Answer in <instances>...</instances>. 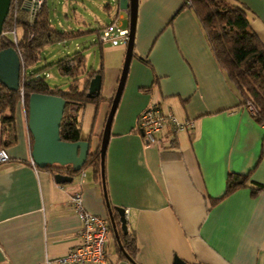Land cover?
I'll return each mask as SVG.
<instances>
[{
	"label": "crops",
	"instance_id": "crops-1",
	"mask_svg": "<svg viewBox=\"0 0 264 264\" xmlns=\"http://www.w3.org/2000/svg\"><path fill=\"white\" fill-rule=\"evenodd\" d=\"M235 1L248 8L264 41V0ZM239 103L191 7L184 0H139L134 56L105 161L108 200L116 224L115 206L126 208L136 262L118 252L102 177L92 167L72 183H57L48 169L32 165L23 111L18 141L7 147L11 160L0 165V264H59L80 243L81 220L71 205L76 189L89 212L110 221V264H176L177 257L189 264H264V124ZM153 104L194 120V129L175 133L169 125L157 144H145L137 123ZM81 137L90 152L98 148ZM253 169L252 179L263 185L258 197L244 187L212 203L225 193L229 172Z\"/></svg>",
	"mask_w": 264,
	"mask_h": 264
},
{
	"label": "trees",
	"instance_id": "trees-1",
	"mask_svg": "<svg viewBox=\"0 0 264 264\" xmlns=\"http://www.w3.org/2000/svg\"><path fill=\"white\" fill-rule=\"evenodd\" d=\"M26 1L19 0V6L16 9L14 0H12L9 15L4 23L3 34L0 35V50L9 47L16 48L23 62L22 84L19 90H11L0 83V122L2 126L0 148H7L17 143L18 117L23 113L21 100L24 98L26 118L28 119L30 95L35 92L58 95L66 100L65 114L60 128L61 139L69 142L78 141L82 138L81 128L79 119L71 113L72 105H77L74 107L76 110L88 102L99 103L103 99L101 93L94 97L88 96L91 79L97 74H102V69L89 72L84 88L79 90L77 81L79 76L86 71L87 56L84 52L77 51L56 62L62 74L69 75L75 80L69 90L64 91L51 87L46 78L40 77L39 73L29 76L27 66L39 59L40 52L45 45L81 36L87 32H67L55 29L50 19L46 0L41 11L31 22V14L25 5ZM189 1L191 5L188 4ZM185 6L191 7L206 34L219 66L227 73L229 81L234 85L240 99L239 107H244L248 102H252L256 111L251 115L259 124H264V41L251 27L248 8L235 0H184ZM109 8L108 5L107 9ZM15 27L17 44L10 34V31ZM19 29L21 30L20 35ZM94 31L99 33L98 29ZM30 34L33 35L32 38H30ZM22 88L24 96L21 93ZM112 101L113 99H111V104ZM33 143L34 138L31 134L32 146ZM100 162V146H98L95 151L89 153L83 169L92 167L97 178L100 179ZM45 168L54 176L59 172H67L69 175L76 174L70 165L64 167L48 165ZM253 172L254 169L247 174L229 172L225 193L220 198L213 199L212 203L215 204L244 187L251 189L252 197H258L263 185L252 179ZM120 225V221L117 220L123 248L135 261L139 250L136 234L134 232L125 233ZM118 252L122 257L126 256L119 245Z\"/></svg>",
	"mask_w": 264,
	"mask_h": 264
},
{
	"label": "rangeland",
	"instance_id": "rangeland-1",
	"mask_svg": "<svg viewBox=\"0 0 264 264\" xmlns=\"http://www.w3.org/2000/svg\"><path fill=\"white\" fill-rule=\"evenodd\" d=\"M50 19L55 29L72 32L91 29V21L96 29L98 25L111 22L120 12V0H46ZM110 6L107 9V6ZM21 30L19 29V35ZM127 46L105 44L102 46L98 34L93 30L88 33L61 41L48 43L40 52V57L33 64L27 66V74L31 76L39 73L45 77L49 85L60 90H69L75 82L74 78L64 75L58 69L56 62L73 55L77 51L87 56L86 71L78 78L77 85L82 90L86 84L87 74L102 69L103 99L99 103L88 102L74 109L71 113L79 119L81 135L94 141V145H101L106 120L111 108L122 73ZM23 111L24 103L21 100ZM77 174V173H76Z\"/></svg>",
	"mask_w": 264,
	"mask_h": 264
},
{
	"label": "water",
	"instance_id": "water-1",
	"mask_svg": "<svg viewBox=\"0 0 264 264\" xmlns=\"http://www.w3.org/2000/svg\"><path fill=\"white\" fill-rule=\"evenodd\" d=\"M12 0H0V35L3 34L4 23L9 15ZM130 7V40L127 45L126 56L122 68L116 94L113 98L111 108L106 120L102 141L100 145L101 158V177L104 188V195L109 206V217L112 222L113 231L115 233L118 245L127 256L123 248L119 228L115 222L113 211L110 206L106 188L105 179V161L106 154L111 138V129L113 120L120 103L131 61L134 56V44L136 38L137 19L139 10V0H129ZM23 71L22 60L18 50L14 47L0 50V83L11 90H19L21 86V76ZM102 90V75H95L89 85L88 96L94 97L99 95ZM66 100L58 95L32 93L29 99V117L28 128L34 138L32 146V158L36 165L45 168L48 165L68 166L72 167L74 173L83 169V166L90 153L91 143L89 140L80 139L75 142L64 141L61 139L60 128L62 119L65 114ZM57 183H72L73 175H66L61 172L55 174ZM120 214L121 229L128 232V222L126 208L115 206ZM176 264H189L181 258H176Z\"/></svg>",
	"mask_w": 264,
	"mask_h": 264
},
{
	"label": "built area",
	"instance_id": "built-area-1",
	"mask_svg": "<svg viewBox=\"0 0 264 264\" xmlns=\"http://www.w3.org/2000/svg\"><path fill=\"white\" fill-rule=\"evenodd\" d=\"M45 0H27L25 5L31 14V22L41 11ZM122 3L120 12L113 22L101 27L98 33L99 43L124 45L127 46L130 40V7L129 0H120ZM16 9L19 0H14ZM191 5V2H188ZM13 41L17 44L16 27L10 31ZM33 35L30 34V38ZM20 54V53H19ZM21 57V56H20ZM22 60V59H21ZM23 65V62H22ZM22 84V83H21ZM21 93L24 96L23 88ZM24 103V98L22 99ZM251 114L256 111L255 105L248 102L244 106ZM171 125L172 130L177 133L180 131H192L195 127L194 120H180L174 113L165 112L158 104H153L146 109L138 118L137 126L147 145L158 143L157 134L165 127ZM11 160V155L7 148H0V165ZM31 163L37 169L35 161ZM85 172H82L81 184L84 183ZM71 205L81 220V227L78 231L80 243L70 249L56 260L59 264H110L108 252V239L110 233V221L106 217L92 214L83 203V195L80 189L73 191L71 195Z\"/></svg>",
	"mask_w": 264,
	"mask_h": 264
},
{
	"label": "flooded vegetation",
	"instance_id": "flooded-vegetation-1",
	"mask_svg": "<svg viewBox=\"0 0 264 264\" xmlns=\"http://www.w3.org/2000/svg\"><path fill=\"white\" fill-rule=\"evenodd\" d=\"M56 166H58V165H56Z\"/></svg>",
	"mask_w": 264,
	"mask_h": 264
}]
</instances>
